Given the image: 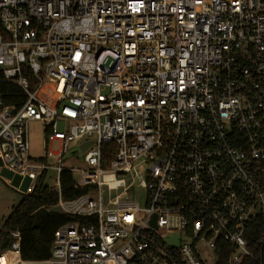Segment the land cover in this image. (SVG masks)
Returning <instances> with one entry per match:
<instances>
[{"label":"built area","instance_id":"obj_1","mask_svg":"<svg viewBox=\"0 0 264 264\" xmlns=\"http://www.w3.org/2000/svg\"><path fill=\"white\" fill-rule=\"evenodd\" d=\"M1 85V174L71 217L4 264H264V0H0Z\"/></svg>","mask_w":264,"mask_h":264},{"label":"trees","instance_id":"obj_2","mask_svg":"<svg viewBox=\"0 0 264 264\" xmlns=\"http://www.w3.org/2000/svg\"><path fill=\"white\" fill-rule=\"evenodd\" d=\"M13 89L15 87L11 85H1L0 95L6 103H13V100L4 92L15 91ZM59 180L62 198L69 199L82 193L83 189L73 186L74 178L69 170H63ZM57 200V189L48 188L43 184L35 187L31 193L22 195L20 201L11 207L10 213L0 225V253L10 246V233L19 230L21 258L47 259L54 230L71 218L66 214L49 212V208L56 204Z\"/></svg>","mask_w":264,"mask_h":264},{"label":"rangeland","instance_id":"obj_3","mask_svg":"<svg viewBox=\"0 0 264 264\" xmlns=\"http://www.w3.org/2000/svg\"><path fill=\"white\" fill-rule=\"evenodd\" d=\"M28 135H29V146L30 155L34 158L40 157L42 154V125L39 121H29L28 122ZM54 148L56 145L54 144ZM73 155L76 158H81V153L78 145H74L69 152L68 156ZM78 177V174L75 175ZM46 186L51 189L58 188L57 173L55 170H50L47 172L45 180ZM143 191L136 189L134 191V198L137 197L140 205H143ZM22 197V193L17 190L12 185L6 182L4 175L1 174L0 169V225L4 218L10 213L11 207L16 205ZM175 241L174 239H172Z\"/></svg>","mask_w":264,"mask_h":264},{"label":"water","instance_id":"obj_4","mask_svg":"<svg viewBox=\"0 0 264 264\" xmlns=\"http://www.w3.org/2000/svg\"><path fill=\"white\" fill-rule=\"evenodd\" d=\"M87 144H89V142ZM87 144L82 145V149H85ZM49 212L55 213V214H63L62 209L59 206H53L49 208Z\"/></svg>","mask_w":264,"mask_h":264},{"label":"bare ground","instance_id":"obj_5","mask_svg":"<svg viewBox=\"0 0 264 264\" xmlns=\"http://www.w3.org/2000/svg\"><path fill=\"white\" fill-rule=\"evenodd\" d=\"M11 260H15V258H14V257H12V258H11ZM5 261H6V257H4V256H1V257H0V262L4 264V263H5Z\"/></svg>","mask_w":264,"mask_h":264}]
</instances>
